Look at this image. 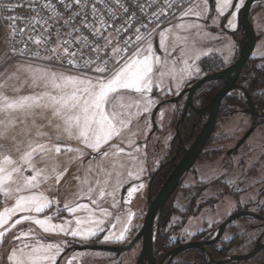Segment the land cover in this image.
Returning a JSON list of instances; mask_svg holds the SVG:
<instances>
[{
	"label": "snow or ice",
	"instance_id": "6c2138e0",
	"mask_svg": "<svg viewBox=\"0 0 264 264\" xmlns=\"http://www.w3.org/2000/svg\"><path fill=\"white\" fill-rule=\"evenodd\" d=\"M24 2L31 15L23 27H13L11 30L12 37L19 35L21 39H10L7 42L14 53L18 52L20 56L28 58L16 69L17 73L23 72L26 75V80L16 91L19 92L28 84L32 92L10 98L3 91L5 85L0 84V140L8 139L10 132L19 125H24L11 137L19 157L13 158L0 151V193L15 202L14 206L5 207L0 212V242L9 230L24 221H31L44 233L58 231L73 238L88 240L103 231L100 227L103 220L97 218L95 209L86 203L64 205V210L71 214L78 211L86 213L85 216L75 218V227H71V221L54 224L51 216L38 218L31 214H41L52 207V201L40 194L39 188L53 179L58 184L68 170L65 167L61 171L55 160L61 153V146L56 142L75 141L98 154L93 160H103L109 154L107 151L102 152V147L120 137L136 114L149 112L155 105V101L146 94L153 91L157 66L162 62L161 57L153 53L151 43L156 28H159V16L153 12L147 21L145 17L148 16L147 9L156 5L157 0H147V3L144 0ZM181 2L182 0H177L180 16L194 17L195 20L205 18L208 5L211 4V0H204L203 5L190 3L181 8ZM167 3L169 8L173 6V0H167ZM21 6L4 4L0 0V14L10 13L15 7ZM243 6L244 0H215L217 15L229 17L227 27L232 30L236 29L237 15ZM8 19L15 22L24 20V17L10 16ZM175 27L198 29L201 25L194 22ZM164 39L165 32L162 31L161 45L164 44ZM17 43L24 47L16 49ZM172 47L174 50L175 43ZM163 50L166 62L173 53L167 47ZM37 61H46L48 64L41 66ZM54 64L59 67H54ZM185 72L188 70H181V80L184 79ZM169 73L175 79V69H169ZM163 75L160 72V76ZM188 75L190 76V72ZM123 95H127L132 101L126 105L129 109L127 112L118 110L114 103L118 96ZM124 107L125 105H120V108ZM132 108L136 109V113L131 111ZM13 113H20L21 116H14ZM37 118L46 119L47 125L38 124ZM45 127L51 131H45ZM2 148L3 145L0 144V149ZM67 151H75L77 159L84 155L79 149L68 148ZM123 151V148H117L113 155ZM93 160L89 161L84 177L79 178L81 187L78 195L82 199H91V203L97 205L98 201L92 198V194L98 191L99 198L103 199L107 181L99 176L93 179ZM95 170L98 173L105 171L102 163L95 165ZM26 172L30 175H25ZM93 184L97 187L94 188ZM139 187L142 188L143 185ZM136 190L130 189L128 197L131 198ZM258 210H264V204L258 206ZM60 211L58 208L57 213ZM17 213L29 215L12 221ZM102 213L108 215L106 210H102ZM127 219H132L131 214ZM10 221L12 222L9 223ZM128 230L124 227L118 234H107L103 237V242H122L126 239ZM28 235L23 234L25 241ZM31 238L33 243L23 242V247L13 248L7 258L10 264H56L61 246L41 243L35 234ZM14 239L21 240L22 237L16 236Z\"/></svg>",
	"mask_w": 264,
	"mask_h": 264
},
{
	"label": "flooded vegetation",
	"instance_id": "af4514ba",
	"mask_svg": "<svg viewBox=\"0 0 264 264\" xmlns=\"http://www.w3.org/2000/svg\"><path fill=\"white\" fill-rule=\"evenodd\" d=\"M195 3L203 5L204 0ZM214 3L211 0L208 5L209 17L214 15ZM262 11L264 1L249 9L248 19L258 39L239 70L199 86L191 104L183 110L192 84L222 73L239 58L243 39L239 22L235 30L229 31L224 29V19L221 28L231 40V60L225 62L222 56L212 53L201 59V75L184 84L177 95L166 91L168 95L158 96V109L173 106L175 114L168 108L171 120L151 133L156 135V161L143 179L141 211L135 213L126 239L104 243L105 232L85 242L65 238L64 253L56 264H138L145 240L140 233L149 205L202 126L209 123L211 100L226 85L229 90L218 103L209 136L155 218L151 264H264V210H258L264 204V116L246 112L248 100L242 92L248 93L253 108L264 110V28L258 27L264 22L260 19ZM205 19L201 21L208 23ZM156 43L154 37L152 45L157 47ZM180 94L182 97L176 101ZM237 188L239 191H234ZM84 244L120 250H79ZM255 249L254 255L242 258ZM142 263L150 264L146 260Z\"/></svg>",
	"mask_w": 264,
	"mask_h": 264
},
{
	"label": "rangeland",
	"instance_id": "374dc122",
	"mask_svg": "<svg viewBox=\"0 0 264 264\" xmlns=\"http://www.w3.org/2000/svg\"><path fill=\"white\" fill-rule=\"evenodd\" d=\"M213 10L214 15L212 17L206 16V19L202 18L200 20H195L194 17L182 18L179 12L170 23L166 24L156 33L157 47L152 45V49L155 55L161 57L162 62L157 66V79L153 84V91L146 94L155 101V105L149 112L136 114L129 127L122 132L120 137L112 139L108 144L102 147L101 151H107L109 154L107 158L103 160H93L91 156L96 155L95 157H97L98 154L75 141L62 140L56 142L61 146V153L55 157V160L58 162L61 171L65 167L68 170L61 177L58 184L53 179L40 186L39 193L45 195L46 198L52 201V207L47 209L44 213H32L31 215H37L38 218L51 216V222L54 224H63L66 221H71V227H75V218L77 216H85L86 213L78 211L75 214H71L64 210V205L67 203L74 206L77 203H86L90 208L95 209L96 217L103 220V224L100 226L103 228V231H100L99 234L102 232H105V235L112 233L118 234L124 227L128 229L131 228L134 223L135 213L141 211L140 202L144 192L143 179L156 161L155 145L157 141H154L156 135H151L154 131L151 117L157 106L158 96L162 95L164 97L168 95L166 91L170 94L177 95L181 89H183L184 84L201 75L200 61L204 57L214 55L212 53L222 56L225 62L231 60V40L228 38L229 34L221 28V22L225 19L223 23L224 29L232 31V29L227 27V19L229 17H219L215 11V3ZM203 19H205V22L209 20L208 23L202 22L201 20ZM260 19L264 20V11H262ZM194 22L200 24L201 27L198 29H180L175 27L178 24L187 26ZM219 27L220 31H218ZM258 27L260 29L264 28V22L263 24L259 23ZM162 31L165 32L163 45L160 43V32ZM8 38V30L0 25V84L5 85L3 91L10 98L18 95L31 94L32 89L28 84H25L19 92L16 91V89L20 87V84L26 80V75L23 72L17 73L16 69L19 64L24 63L26 60L13 61L9 58L7 49ZM173 43L176 45L174 50L172 47ZM164 47H167L169 51L173 53L166 62L164 59ZM173 61L176 63H173ZM36 63H39L41 66L48 64L46 61H37ZM53 66L59 67L58 64H54ZM169 69H175V79L173 75L169 73ZM184 69L190 72V76L188 72H185L184 79L181 80L180 73L181 70ZM197 69H199L198 72ZM160 72L164 73L162 77L160 76ZM17 76H19V79H17ZM130 102L132 101L129 100L127 95L118 96L117 100L114 101L118 110L125 112L129 111L126 105ZM121 104L125 105V107L120 108ZM168 108L170 109L169 111L173 112V106H163L158 109L154 116V124L158 129H163L165 124L164 121L168 119L171 120V114L168 112ZM131 111L136 113L135 108H132ZM173 113L175 114V112ZM13 115L21 116L20 113H13ZM37 123L46 126L47 120L37 118ZM29 126H31V121H29ZM20 127H24V125H19L15 130L10 132L8 139L0 140V144L3 145L0 151L10 154L13 158H18L19 153L16 151V145L11 137L16 135ZM44 130L51 131L48 127H45ZM68 148L79 149L84 155L82 158L77 159L75 158L77 153L75 151H67ZM117 148H123L124 151L114 156L113 153L116 152ZM90 160H93V173L91 174L93 179L99 176L102 180L107 181L105 185L106 195L103 199L99 198L98 191H94L92 194V198L98 201L97 205H93L91 199H82L78 195L81 187L79 178L84 177L86 169L89 167ZM101 163L105 171L98 173L95 170V165ZM25 175H30V173L26 172ZM141 184L143 185L142 188L139 187ZM84 187L86 188V185ZM93 187L96 188L97 186L93 184ZM132 188H136L137 190L133 193V196L129 198L128 191ZM23 194L29 195L32 193ZM14 203L13 199H6L5 196L0 193V212H2L5 207L14 206ZM114 204L115 206H113ZM58 208L61 209L59 213H57ZM102 210H106L108 215H103ZM129 214L132 216L130 221L127 219ZM24 215H29V213H17L16 216L12 217V221ZM24 233L29 234L26 241L23 238ZM33 234H35L36 238L40 239L41 243H53L61 246V252L57 256L56 263L64 253V239L73 238L70 235H65L58 231L44 233L42 229L32 224L31 221H24L15 228L9 230L3 237L2 242H0V264H10L7 258L11 254L13 248L23 247V242L33 243L31 238ZM16 236H21L22 239L15 240L14 237ZM75 239L83 242L89 240H81L78 237ZM80 255L81 254H79V256Z\"/></svg>",
	"mask_w": 264,
	"mask_h": 264
},
{
	"label": "water",
	"instance_id": "95a60500",
	"mask_svg": "<svg viewBox=\"0 0 264 264\" xmlns=\"http://www.w3.org/2000/svg\"><path fill=\"white\" fill-rule=\"evenodd\" d=\"M264 0H245L244 1V6L241 7L239 13H238V22H239V26L240 29L242 31V35H243V39L240 41L239 43V48H240V55L238 60L232 64L228 69H226L225 71H223L220 74H215L212 76H206L203 77L201 79H199L198 81H196L194 84H192L188 89H187V97L185 99V105H184V111L187 110L188 105H190V100L192 97L193 92L202 84H204L205 82H207L208 80L217 78V77H221L223 74H228L229 71H237L239 70L243 64L245 63V61L247 60V58L249 57L250 53L252 52V49L254 47V44L256 42V40L258 39V37H256L255 32L252 28V25L248 19V13H249V9L250 7L258 2H261ZM157 45V43H156ZM229 87H227V85L220 90L211 100V113H210V120L209 123L204 124L201 128V130L199 131L194 143L190 146V149L188 150V152L186 153L185 157L183 158V160L176 166L175 170L172 172V174L170 175V177L168 178V180L166 181L165 185L162 187V189L160 190V192L157 194V196L151 201L149 208L147 210L146 213V217L144 219V223L141 229V233L140 234H144L145 236V240H144V247L142 250V253L139 257L138 260V264H143V261H148L151 262V253H152V247H153V240H152V234L154 231V224H155V218L158 214V212L161 210L162 205L164 204L165 200L167 199V197L171 194V192L174 190L178 179L180 178V176L182 175V173L187 170L189 168V166L192 164V162L195 160V158L197 157L199 151L202 149L206 138L209 136L211 129H212V124H213V119L216 115V109L218 106L219 101L222 99V97L224 95H226L227 91ZM244 93V96L247 98L248 100V109L246 110V112L251 113V114H255L257 116H264V110H261L260 112L257 111V109L252 107L250 98L248 93L243 90L242 91ZM183 94H180L177 98L176 101H178ZM159 106H156L153 113H152V123H153V128H156L155 124H154V116L158 110ZM200 112H204L203 110ZM96 155H92L91 157H95ZM86 249H102V250H106V251H113V250H120L117 248H113V247H102V246H93V245H89V244H84L82 245L79 250H86ZM257 252V249H255L254 251H252L251 253H249L248 255L242 257L244 259H247L249 257H251L252 255H254Z\"/></svg>",
	"mask_w": 264,
	"mask_h": 264
},
{
	"label": "built area",
	"instance_id": "2783aa9c",
	"mask_svg": "<svg viewBox=\"0 0 264 264\" xmlns=\"http://www.w3.org/2000/svg\"><path fill=\"white\" fill-rule=\"evenodd\" d=\"M194 1H196V0H182L179 7H181V8L185 7V6L189 5L190 3L192 4ZM144 2L147 3V0H144ZM2 3L10 4V5H16V4L22 5L21 7H15L14 11H12L10 13L4 12V13L0 14V25L4 26L9 32L8 41L10 39H14L16 41H19L21 39V37L19 35L12 37L11 30L13 27H16L17 29H19L20 27L24 26V23L26 22L27 18L31 15V12L28 8V5L24 2V0H2ZM153 12H156L157 15L159 16V28H156V31L151 38V43H152L156 33L162 27H164L166 24L170 23L174 19V17L177 15V13H179L177 0H173V6L171 8L168 7L167 0H157L156 5L149 7L147 9L148 16L145 17L146 21L148 18L151 17ZM174 13H175V15H174ZM138 14H139V12H138ZM10 16L24 17V20H16L15 22H13V21L8 19V17H10ZM152 27L155 28L156 26L152 25ZM15 47H16V49H19V48L24 47V45L17 43L15 45ZM7 49H8L9 58L13 61L27 60L28 59L27 57L20 56L18 54V52L14 53L12 46L9 43L7 45Z\"/></svg>",
	"mask_w": 264,
	"mask_h": 264
}]
</instances>
